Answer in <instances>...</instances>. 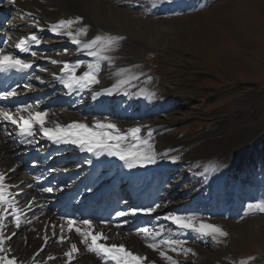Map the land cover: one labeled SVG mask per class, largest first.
<instances>
[{
	"label": "rangeland",
	"instance_id": "rangeland-1",
	"mask_svg": "<svg viewBox=\"0 0 264 264\" xmlns=\"http://www.w3.org/2000/svg\"><path fill=\"white\" fill-rule=\"evenodd\" d=\"M84 2L98 14V10L103 13L110 9L113 22L109 20V24L122 32L104 30H109L108 35L124 39L107 55L135 61L133 68L139 73L136 83L144 90L143 95L127 93L122 101L128 108L125 116L129 120L125 121L124 116L99 118L110 121L116 129L129 124L142 125L138 127L140 132L161 124L168 155L176 158L188 153L185 159L167 168L158 186L161 194L158 195L162 196L158 205H166L161 215L199 211L202 219H208L227 233L216 240L211 236L188 235L185 242L194 252H184L182 261L177 263L264 264V212L247 207L264 201V153L252 148L264 135V0ZM0 4L1 10L5 9L4 4L8 8V20L19 18L18 13L27 11L44 25L62 9L56 0H2ZM96 16L103 24L102 18ZM20 20L5 23L0 15L1 25L13 29L10 33L0 32L4 40L7 34L13 33L15 38L16 33L19 37L28 31L23 22L20 28L12 27L14 21ZM24 26L28 27L25 31L21 28ZM96 35H89L83 41ZM45 37L48 46L54 48L56 39L51 34ZM8 43L13 45L11 41ZM65 50L62 57L90 62L86 60L90 56L80 46ZM47 55L52 52L47 51ZM118 70V61L113 60L104 75L113 74L115 78L102 90L112 88L120 78L115 75ZM127 70L124 77L133 71ZM122 89L123 86L112 94ZM94 93L99 91L93 88L85 95L91 99ZM111 95L103 93L100 98L108 97V114L115 115ZM63 110L69 111L66 106ZM132 128L126 133L118 129L112 132L127 135L128 139L124 140L127 141L132 139ZM160 222L166 225L163 230L171 227L164 217ZM143 226L135 230L145 229ZM20 232L12 244L19 243Z\"/></svg>",
	"mask_w": 264,
	"mask_h": 264
},
{
	"label": "bare ground",
	"instance_id": "bare-ground-1",
	"mask_svg": "<svg viewBox=\"0 0 264 264\" xmlns=\"http://www.w3.org/2000/svg\"><path fill=\"white\" fill-rule=\"evenodd\" d=\"M7 1V0H6ZM57 4L59 3L62 7L61 13L55 17L53 20L48 21V26L52 27L55 24H57L61 19H69L74 17H81V23L78 25V27H86L87 28V35L81 37V40L86 39L89 35L92 34H109L110 32L119 33L122 32L121 30H117L115 25L109 24V20L113 22V18L111 17L110 9L103 10V13L99 11V14L91 7L89 6L84 0H56ZM1 3V1H0ZM11 4V3H10ZM1 5V4H0ZM2 8H5L4 10L0 9V12H5L8 10L6 5L4 4ZM10 13V12H9ZM20 17V21H14L15 24H12V27H18L20 28V24L23 22L27 24L26 26L21 27L22 30H31L28 32V35H31L32 33H36V31H51L46 29L47 26L40 23L39 20H34V16H30L29 12H25V14L18 13ZM102 18L100 21H103V24L100 23L98 20L94 18V16ZM111 18V19H109ZM106 23V24H105ZM11 25V24H10ZM6 26V25H5ZM1 25L0 22V32L2 33H10L11 27ZM2 27L4 29H2ZM108 28V31H105L104 29ZM114 28V29H113ZM16 29V28H15ZM22 32V31H21ZM127 34L126 32H123V34ZM8 35V34H7ZM40 35V32L37 34ZM113 35V34H112ZM18 36V35H17ZM16 36V37H17ZM15 37V38H16ZM20 37V36H19ZM17 37V38H19ZM14 38V37H13ZM64 38L67 41H64L65 43H72L71 39L64 34ZM41 45H44V43H40ZM58 48H60L58 46ZM0 49H3L4 52L10 53V48L7 47H0ZM43 50V49H42ZM40 52V51H38ZM35 52L36 55L34 57H38L34 62L38 63L40 60H43L44 55ZM53 60H57L56 57L52 56ZM67 60L66 62L71 64H75L77 62H70V59L62 58L61 61ZM77 60V59H75ZM113 60L118 61V64L120 66V69H133L132 73L130 75H127L126 77L130 80L128 83V87L125 88V92H131L136 89L140 84L135 83V85L130 84L131 82H138V71L134 69L135 61L129 59V58H116L113 57ZM33 63V61H31ZM92 63V62H89ZM95 63V62H93ZM78 69H76V75H80V73L85 69V65H83ZM64 66V65H62ZM107 62H101V71L97 74L98 78L100 80V83L95 84V88H100L110 86L113 83V74H108L107 76L104 75V73H107ZM135 70V71H134ZM37 73L39 75H42V73H45L44 69L37 70ZM132 77H136L135 79H132ZM21 80H18L20 82ZM107 81V85L104 84V82ZM126 86V85H124ZM78 86L74 87V90L71 93H76L80 90ZM141 89V88H140ZM138 90L137 93H141V90ZM123 91V92H124ZM129 94V93H128ZM143 94V93H142ZM76 97H73L75 99ZM72 100V99H70ZM45 103L41 104V108L39 109L41 112L46 113V117H49V121L46 122L45 127L47 128H55L56 125L61 126H67L71 125L74 122L75 123H83L84 119L83 116H81V113L77 112L78 109H75L74 107H68L69 111H64L63 107L60 110H49L45 106H43ZM39 105V104H37ZM14 108L5 106L1 107L0 110H4L5 112L11 113ZM93 117L90 119V124L92 126H95V123L97 121L101 123H111L110 121L102 120L99 117H101V112L97 110L91 111ZM126 110L124 107H121L119 105V108L117 109V118H121L124 116ZM161 124L156 125L155 127H152L150 130L141 129V132L138 134L141 141H147L146 144L140 145L141 151H149V145L151 146L150 151L154 154L155 162L154 163H144L142 166L140 163L134 164L132 167L131 172L127 173V176L125 178V181L128 183V185H133L135 187L137 184V179H141V181L147 180L151 178L155 173L158 176L157 181L155 182L156 187L159 186L164 178L165 174L163 171L167 169L168 167L172 166L175 162H179L183 159H185L186 155H178L176 158H171L167 153V148L163 146V142L166 140L164 137H162L161 133ZM100 129L96 128V131H99ZM109 131V135L112 137H115L117 134L113 133L112 131ZM10 130L4 124V120L0 117V176L4 177V180L2 181L4 184H7L8 186L5 187L6 191L8 193L9 200L7 202L6 209H3L1 213H5L6 215L2 216L4 219L2 221V227L0 233H2L3 236V243L0 244L1 247L4 249V251H0V256L14 259L15 264H115L114 261L109 259H101V257H98L92 252H89L87 250V247L85 244L81 243V240L84 239L83 236L78 234L75 231V228L79 227L82 231H88L87 227L83 225L81 222L74 220L73 218H67V217H57L53 214L52 211L47 210V203H45V200L48 199V196L44 192L45 185L36 186L33 180L32 175H29L25 168L24 164L20 161H17L15 159V155L12 154V151L16 148L13 145H11L10 137L8 136ZM148 135V136H147ZM133 144H137L139 142L133 141L130 139ZM127 141H121L122 146L126 145ZM123 161V169L128 168V164L126 160H121L118 156L114 158L112 161L113 163H116V169L118 171V165L119 162ZM199 162V161H198ZM108 166V165H107ZM60 180V178H59ZM111 180H108L110 183ZM139 184V182H138ZM44 189H42V188ZM137 189V188H136ZM135 189V190H136ZM158 191V190H157ZM155 192V198L158 199L159 195L158 192ZM139 192V191H137ZM85 200L79 201L74 203L72 206L73 211H80L83 209L81 208V205L84 204ZM142 208V207H139ZM164 208H166V205H158L155 207V211L152 213L153 216V225L151 227V231L149 235H142L141 233L138 234V229L135 230V228H122V224H117L115 222L109 221V222H96L94 220L89 219L92 223V229L91 231L93 233L95 232H101L107 237H109L108 240L100 241L101 243L107 244V245H124V247L132 252L133 254L141 257H145L146 259L141 262V264H168V261L165 258H162L160 256V251H164L167 256H171L173 260L176 262L182 261L183 253L186 252H194L192 247L185 242L188 235H192L195 237H202L204 235H201L197 232H194L190 229L188 231H175L172 229L168 232V234L163 235L162 237L158 238L157 233H162L163 228L166 227V225L161 224L160 219L163 217H166L165 215L162 216V212H164ZM182 211H180L181 213ZM186 212V211H185ZM183 213L182 215H174V216H180L184 218L191 217L193 218V222L199 225L200 222L208 223V219L203 218L202 219V213L199 211H194L192 213ZM68 214V213H67ZM19 215L22 217V221L16 225L15 221L12 219L13 216ZM74 218H77L76 215L69 214ZM27 219V220H26ZM26 220V221H24ZM72 220L76 223L73 225L72 229L70 230L68 227V221ZM170 222V220H167ZM157 224H161L160 228H157ZM146 224H144L145 226ZM143 226V227H144ZM143 229V228H142ZM222 229V228H221ZM21 230V232H20ZM26 230V234L24 235L23 231ZM150 230V229H148ZM19 233V243L14 245L12 242H14L15 235ZM167 232V233H168ZM15 233V235H13ZM146 233V232H145ZM147 237V239H145ZM16 239V238H15ZM180 240L184 241L183 245L175 246L176 250L173 251L170 247L166 245H160L159 250H153L152 248L148 247L149 243L156 242L159 244L162 240ZM90 243V239H89ZM72 244H75L77 246L78 252L74 254V259L71 261L68 260V258L65 256V253L70 250V247ZM181 264V263H177Z\"/></svg>",
	"mask_w": 264,
	"mask_h": 264
},
{
	"label": "snow or ice",
	"instance_id": "snow-or-ice-1",
	"mask_svg": "<svg viewBox=\"0 0 264 264\" xmlns=\"http://www.w3.org/2000/svg\"><path fill=\"white\" fill-rule=\"evenodd\" d=\"M81 17H74L69 19H61L57 24L51 27V31L60 34L63 30V34L67 35L72 43L80 46V50L86 51V54L92 57L95 63H88L86 65L85 71L82 74L76 75V69L82 66V62H77L75 64H68L67 62L64 63L61 72L65 73L67 79H61V82L64 84L66 88H72L73 86H78L81 89L90 87L92 85L100 83L98 78V73L101 71V62H107L108 65L111 67L113 64V57L107 55V53L114 51L121 40L124 39L122 36H112L108 34H97L87 42L81 40V37L87 35V28L86 27H78L81 23ZM37 44L40 43V38L36 34H31L27 37H21L19 42L15 45V47L23 53H27L29 51L30 44ZM33 56L36 55L35 52L32 53ZM52 63H58V61H51ZM32 67L31 62H28L17 55H13L11 53H5L3 49H0V72L8 71L11 69L16 70L17 72H24ZM127 69H120L115 73L117 77L116 83L113 84L112 88L110 89H103V93L111 95L114 90H118L122 86L128 84L130 82L129 79L123 78L127 73ZM136 77H132L135 79ZM101 93H94V98L96 95H100ZM3 95L5 96H14L15 91L5 92ZM20 111H27L29 114L27 117L21 115L19 119H17L14 115H11L7 112L0 110V117L3 119L11 122L12 124L16 125L19 129L18 135L24 136L32 135V128L34 124H39L41 131L44 133L45 136L48 137L50 140H54L56 142H64V143H73L79 144L83 150V146L85 144L88 145V151L92 150L93 146L96 147H104L109 149L108 155H115L118 156L121 160H128L131 158L132 161H137L141 164L144 163H154L155 158L154 154L150 151L151 146L149 145V151H141L140 145L146 144L147 141H141L138 133L140 132V128H132L130 130V135L133 141H137V144H130L128 145V150L125 151L121 148L120 142L128 139L127 135H119L117 134L115 137L109 135V131H117L116 126L111 123H101L97 121L95 123V128L100 129L101 131H94L90 129L87 125L83 123H73L67 126L56 125L55 128H47L45 127V116L47 115L44 112L36 111L31 112L29 108L25 107ZM74 130H78L75 131ZM74 137V138H73ZM115 140L116 143L110 144L108 141ZM134 164L132 162L128 163V167H133ZM4 180L3 176H0V202L4 201L3 196V187L2 181ZM45 191H52V189H45ZM249 209H255L260 212H264V201L250 203L247 205ZM147 213H151L155 211L154 208L143 209ZM117 216H123V212H117ZM3 217L0 216V227H2ZM166 220H170L173 224L177 225L181 229H190L194 232H197L204 236H211L213 240L216 238L226 236L227 233L224 232L219 226L208 224L204 222H200L199 225L193 222V218L188 217H180V216H166L164 217ZM19 223V221H17ZM75 221L69 220L68 227L71 230ZM83 225L89 229L88 231H82L81 228H75V231L84 237L81 240V243L85 244L87 250L89 252L94 253L101 259H109L115 262V264H141L146 258L137 256L132 252L128 251L124 245H107L101 243L100 241L108 240L109 237L104 235L101 232L93 233L92 223L88 220H83L81 222ZM140 232H147V229H139L138 234ZM15 235V233H13ZM159 235V233H157ZM90 239V243H89ZM147 239V237L145 238ZM3 243V236L0 233V244ZM184 241L180 240H162L157 244L156 242H152L148 244V247L152 248L153 250H159L160 245H166L170 247L173 251L176 250L175 246H182ZM0 251H4L2 247H0ZM187 251V250H186ZM78 252L77 246L72 244L70 250L65 253V256L68 258L69 261L74 259V254ZM160 256L165 258L168 261V264H177L175 260L172 259L171 256H167L164 251H160ZM0 264H15L14 259L6 258L0 256ZM240 264H247L246 261H241Z\"/></svg>",
	"mask_w": 264,
	"mask_h": 264
},
{
	"label": "trees",
	"instance_id": "trees-1",
	"mask_svg": "<svg viewBox=\"0 0 264 264\" xmlns=\"http://www.w3.org/2000/svg\"><path fill=\"white\" fill-rule=\"evenodd\" d=\"M254 150L264 153V135L262 136L260 141L257 144H255Z\"/></svg>",
	"mask_w": 264,
	"mask_h": 264
}]
</instances>
